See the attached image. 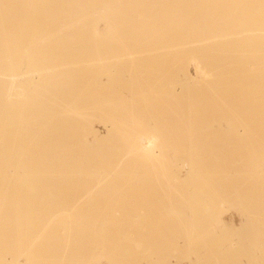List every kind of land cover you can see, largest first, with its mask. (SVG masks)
<instances>
[{"label": "bare ground", "instance_id": "6f19581e", "mask_svg": "<svg viewBox=\"0 0 264 264\" xmlns=\"http://www.w3.org/2000/svg\"><path fill=\"white\" fill-rule=\"evenodd\" d=\"M194 209L264 264V0H0V264H192Z\"/></svg>", "mask_w": 264, "mask_h": 264}, {"label": "rangeland", "instance_id": "374dc122", "mask_svg": "<svg viewBox=\"0 0 264 264\" xmlns=\"http://www.w3.org/2000/svg\"><path fill=\"white\" fill-rule=\"evenodd\" d=\"M191 72L194 73V68L193 67H191ZM98 125L99 124L97 122H95L96 129L99 130L100 132H102V129ZM233 203L235 204V202H233ZM235 205H233L232 208L233 207L236 208V206L238 204L236 206ZM235 208H233L235 211L231 210L230 208H226V209H229V210L225 209L226 212H221L222 214L219 213L220 214L219 217L221 218V220H223L225 223H227L224 235H225V237L227 236V238H229L231 240L232 239L233 240H237V238L239 236L237 234L240 231L239 228H240V224H241L240 220H239L240 219L239 215L237 213V208L236 209ZM194 210H195V214H194L195 217L193 218V221H192V227H194V230H191L189 232L188 231H183L178 239H179L180 244L184 247V248H181V251L189 252V253L185 254L186 258L189 259V260L192 259L191 260L192 264H201V262L203 264V261L205 260L206 257H210L211 253L213 255V252L209 251V249H211V248H213V246H215L214 243L218 240V239H215V238H218V237L220 238L221 232L219 230H215V228H211L210 227V223L211 222L208 219L202 218V216H200L199 212L196 209H194ZM260 232H259V234L261 235L262 240H264L263 239L264 238V233H262V232H264V229L262 230L261 233ZM212 233H214V234L216 233L215 235L216 236L218 235V237H216L215 235H212ZM236 236H237V238H236ZM255 236L256 235H253L252 237H255ZM261 237L260 236L255 237L254 240H256V238H258L259 241H260ZM229 239H227V240H229ZM248 239H250V238L248 237ZM254 240H253V238H251V241L259 242L258 240H256V241H254ZM257 242L255 244H257ZM260 243H262V244L258 243L259 244L258 246H260L262 249L260 247H258V249L255 250V252L257 253L256 254L257 256H259L260 253H261L260 251L263 250V247H262L263 241H260ZM217 244H218V242H217ZM225 244H227V243H225ZM220 245H221V243H220ZM221 247H222V245H221ZM222 248H225V247L223 246ZM245 251L246 250H244L243 252L245 253ZM247 252H246V254H248ZM262 252L264 253V251H262ZM244 253H243V255L240 254V256H242V258L239 256L241 258L240 262H242V263L245 262L244 264H247V261L250 260V258L253 255H251L252 253H250L251 256L248 259L247 255H245ZM244 255H245V257H244ZM240 258H239V260H240ZM169 261H170V259H169ZM170 263L171 264H190V263H187V262L175 261V260H173V258L171 259ZM101 264H106V263L102 262Z\"/></svg>", "mask_w": 264, "mask_h": 264}]
</instances>
